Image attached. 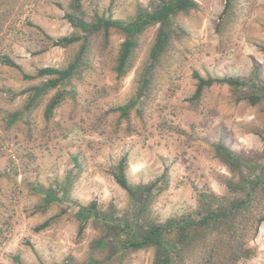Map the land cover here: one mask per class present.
<instances>
[{
	"label": "rangeland",
	"instance_id": "1",
	"mask_svg": "<svg viewBox=\"0 0 264 264\" xmlns=\"http://www.w3.org/2000/svg\"><path fill=\"white\" fill-rule=\"evenodd\" d=\"M162 1L81 3L88 21L101 15L129 22L140 7L151 11ZM196 1L173 16L158 60L151 50L159 23L133 36L122 77L116 66L127 33L100 31L89 37L76 74L32 102L31 88L53 77L39 69L68 66L82 45L54 40L85 33L66 18L72 0H0V264H155V246L125 247L127 233L114 224L137 231L195 216L201 192L215 193L221 206L243 196L229 187L242 175L216 156L219 141L264 170V96L256 104L247 98L264 94V0H233L227 13L226 0ZM5 55L33 78L5 63ZM195 72L247 84H213L195 99ZM58 93L63 100L48 117ZM124 155L132 184L166 175L145 213L113 175ZM92 202L106 219L78 217L80 206ZM251 204L234 233L228 223L196 241L184 264H264L263 188ZM234 234L248 256L235 251Z\"/></svg>",
	"mask_w": 264,
	"mask_h": 264
},
{
	"label": "trees",
	"instance_id": "2",
	"mask_svg": "<svg viewBox=\"0 0 264 264\" xmlns=\"http://www.w3.org/2000/svg\"><path fill=\"white\" fill-rule=\"evenodd\" d=\"M232 4L233 0H226V13L231 9ZM197 5L196 0H166L162 1L159 6L151 11L144 10L140 7V11L133 21L126 22L121 19L101 15H96L92 21H88L84 17L81 0H72V11L66 13V18L74 27L84 32L85 36L79 34L67 35L57 38L53 43L55 45L65 46L82 40L80 50L75 59L64 68L48 66L39 69V75L44 74L53 77L40 85L33 86L31 88L33 93L30 100L32 102L36 101L48 89L55 88L71 79L84 62V57L87 54L90 43L89 37L100 31H104L107 34L111 29L118 28L127 33V38L121 46L116 66L118 76L122 77L129 71L131 66V58L136 46V39L133 36L142 32L148 25L159 23L160 26L156 40L151 50L152 61L158 60L169 45L172 34L170 24L173 16L181 11H189L197 7ZM2 60L19 69L25 78H33V75L25 73L21 66L7 55L3 56ZM194 75L198 79L197 88L193 96L195 99L200 98L204 89L213 84L228 83L234 87L247 84L244 79L240 78L213 76L205 78L198 72H195ZM144 82L147 83L148 81L145 80ZM263 96V93L250 94L247 98L250 103L256 104ZM63 97V93H58L50 100L46 108V115L48 117L60 105ZM126 111L124 109V112ZM13 116L17 117L18 113H15ZM215 153L232 170L238 171L242 175V179L238 182L229 181V187L236 191H242L243 196L230 200L228 205L221 206L218 205L219 197L215 193L201 192L199 197L200 207H198L195 216L183 215L170 217L161 223L149 225L148 229L135 231L129 228L130 224L126 223L127 225H124V223L117 222L114 225L121 231L127 233L125 247L139 249L147 246H155V264H184L183 258L185 250L196 245V241L199 240L200 243H203L202 240L208 239L207 236L212 237L214 230L228 223H231V227L233 225L234 233L236 230L235 224L237 223L239 215L252 205L251 203L255 199V194L258 189L260 187L264 189V170L262 167H258L257 170H259V173L255 171L254 167L258 165L253 164L255 162L254 160L237 154L222 141H219L215 145ZM127 161V156H122L113 175L116 182L139 205V211L145 213L148 210L150 203L148 199L151 198L153 189L158 185L160 180H165L166 175L162 174L159 178L148 184H132L126 172ZM48 196L52 197V194L48 193ZM77 215L80 218L94 216L98 219H106L103 218L104 213L97 209L95 202L89 205H81ZM47 224L48 221L39 225L37 229H41ZM83 229L84 224H81L79 232L82 233ZM232 237L234 238L233 247L235 251L239 255L243 252V256H248L249 253H246L241 239L235 234Z\"/></svg>",
	"mask_w": 264,
	"mask_h": 264
}]
</instances>
